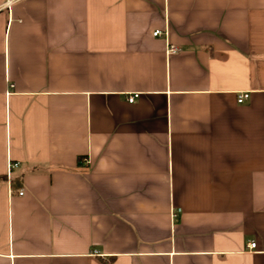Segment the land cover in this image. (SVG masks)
Segmentation results:
<instances>
[{
  "label": "crops",
  "instance_id": "1",
  "mask_svg": "<svg viewBox=\"0 0 264 264\" xmlns=\"http://www.w3.org/2000/svg\"><path fill=\"white\" fill-rule=\"evenodd\" d=\"M0 264H264V0H0Z\"/></svg>",
  "mask_w": 264,
  "mask_h": 264
},
{
  "label": "built area",
  "instance_id": "2",
  "mask_svg": "<svg viewBox=\"0 0 264 264\" xmlns=\"http://www.w3.org/2000/svg\"><path fill=\"white\" fill-rule=\"evenodd\" d=\"M162 32L160 31V30H157L156 32H155V35L157 36V35H159V34H161ZM179 50V48L177 47V46H171L170 48H169V52H177ZM140 93L139 92H135V93H133V94H130L129 96H128V102L129 103H135L136 101H137V99L140 97ZM249 97V93H244V94H241L240 96H239V98H238V101L240 102V103H242V102H244L247 98ZM18 166V163H13V162H9V164H8V173L9 174H11V172H12V170L15 168V167H17ZM21 195L24 193V192H19ZM256 247V243H251L250 244V248L252 249V248H255Z\"/></svg>",
  "mask_w": 264,
  "mask_h": 264
}]
</instances>
